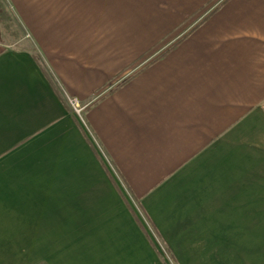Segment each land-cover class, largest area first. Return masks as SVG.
<instances>
[{
  "label": "crops",
  "instance_id": "crops-1",
  "mask_svg": "<svg viewBox=\"0 0 264 264\" xmlns=\"http://www.w3.org/2000/svg\"><path fill=\"white\" fill-rule=\"evenodd\" d=\"M3 1L0 264H264V0Z\"/></svg>",
  "mask_w": 264,
  "mask_h": 264
},
{
  "label": "rangeland",
  "instance_id": "rangeland-1",
  "mask_svg": "<svg viewBox=\"0 0 264 264\" xmlns=\"http://www.w3.org/2000/svg\"><path fill=\"white\" fill-rule=\"evenodd\" d=\"M0 1L5 4L3 0H0ZM8 11H9L10 17L8 19H4L0 21V39H2L5 43H10V44H14L15 46L16 45L18 46L20 45V43L17 42V40L24 37V31L21 28L15 14H13L9 8H8ZM131 207L134 210L136 209L138 215H140L141 219L144 220L137 206L134 203H132ZM146 225L148 227V231L151 233L150 228L147 223ZM151 237L156 247L152 250L154 251V253H156L159 259L162 262H165L166 264H176V260L172 252L169 249H165L162 243L158 239H156L152 234H151Z\"/></svg>",
  "mask_w": 264,
  "mask_h": 264
},
{
  "label": "built area",
  "instance_id": "built-area-1",
  "mask_svg": "<svg viewBox=\"0 0 264 264\" xmlns=\"http://www.w3.org/2000/svg\"><path fill=\"white\" fill-rule=\"evenodd\" d=\"M68 104L72 112L81 120H83V115L86 108L85 105H82L76 97H69Z\"/></svg>",
  "mask_w": 264,
  "mask_h": 264
},
{
  "label": "trees",
  "instance_id": "trees-1",
  "mask_svg": "<svg viewBox=\"0 0 264 264\" xmlns=\"http://www.w3.org/2000/svg\"><path fill=\"white\" fill-rule=\"evenodd\" d=\"M10 17L8 8L3 2L0 1V21L8 19Z\"/></svg>",
  "mask_w": 264,
  "mask_h": 264
}]
</instances>
